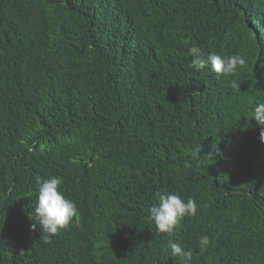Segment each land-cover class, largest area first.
Instances as JSON below:
<instances>
[{"label":"trees","instance_id":"16d2710c","mask_svg":"<svg viewBox=\"0 0 264 264\" xmlns=\"http://www.w3.org/2000/svg\"><path fill=\"white\" fill-rule=\"evenodd\" d=\"M192 45L246 63L196 70ZM257 102L264 0H0V264H186L172 242L264 264ZM52 176L78 211L45 243ZM162 191L197 203L170 233L149 218Z\"/></svg>","mask_w":264,"mask_h":264},{"label":"clouds","instance_id":"9594fccd","mask_svg":"<svg viewBox=\"0 0 264 264\" xmlns=\"http://www.w3.org/2000/svg\"><path fill=\"white\" fill-rule=\"evenodd\" d=\"M191 57V66L196 70L210 67L211 70L222 76L234 74L237 67L245 65L246 60L239 54L221 56L217 54L205 55L200 47L192 45L187 49ZM234 87L238 84L233 82ZM251 118L257 125L264 126V102H257L252 110ZM259 139L264 142V127H261ZM194 159H196L194 157ZM199 161L197 160V163ZM62 178L52 176L49 178H38L37 200L30 218L43 230L44 242L51 243L52 237L66 228L77 214V206L73 200L68 198L62 191ZM149 218L153 221L158 233H170L185 216L197 214V203L189 197L186 200L175 192L162 191L158 194V202L149 209ZM209 238L204 235L200 238V245H207ZM171 256L182 258L186 264L192 259L191 250H186L177 242L170 243Z\"/></svg>","mask_w":264,"mask_h":264}]
</instances>
